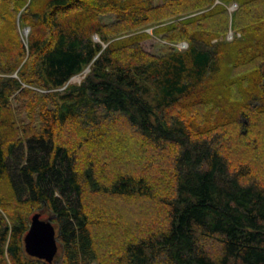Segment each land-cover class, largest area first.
<instances>
[{
  "label": "trees",
  "instance_id": "1",
  "mask_svg": "<svg viewBox=\"0 0 264 264\" xmlns=\"http://www.w3.org/2000/svg\"><path fill=\"white\" fill-rule=\"evenodd\" d=\"M218 1L0 0V264L38 210L53 264H264V0Z\"/></svg>",
  "mask_w": 264,
  "mask_h": 264
},
{
  "label": "rangeland",
  "instance_id": "2",
  "mask_svg": "<svg viewBox=\"0 0 264 264\" xmlns=\"http://www.w3.org/2000/svg\"><path fill=\"white\" fill-rule=\"evenodd\" d=\"M216 2H219V1L216 0ZM157 3H160V0H153V4H157ZM227 9H228L229 14L232 13L233 11H235L237 9L236 3L229 4L227 6ZM101 20L104 23H110V22H114L115 17L112 14H108V15L101 17ZM168 23L169 22H167L165 24H168ZM165 24H162V25H165ZM156 27L157 26L150 27L147 29H142V30L140 29L135 33H130V34L124 35L121 38H125V37L132 36L134 34H138V33H142V32H146V33L150 34V38L141 41L140 44L146 52L153 54V55H156V56H164L171 51L182 52V51L187 49L188 45L185 41H181V42H178L176 44H171V43H168L167 41H165L163 39L162 34H159V35L155 34L154 35L153 29H155ZM28 34H29V28L28 27L21 29V36L24 40V43H26V39H27ZM236 38H239V34L238 33L235 34L232 30L229 29V31L227 32V34L224 37V41L230 42ZM93 40L95 42L99 41V39L96 36L93 37ZM87 72H88V69H85L81 74H78V75L72 77L68 83L80 84L81 81L84 79L85 75L87 74ZM13 76H15V75H13ZM40 93H46V92L40 90ZM20 104L18 102H13L17 121L19 123L20 122L21 123H27L28 122L27 115H26L24 110L19 108ZM10 164L12 167L11 162H10ZM38 212L41 213V216L43 218H47V212L46 211L38 210ZM54 226H56V224H54ZM88 264H96V263L95 262H89Z\"/></svg>",
  "mask_w": 264,
  "mask_h": 264
},
{
  "label": "water",
  "instance_id": "3",
  "mask_svg": "<svg viewBox=\"0 0 264 264\" xmlns=\"http://www.w3.org/2000/svg\"><path fill=\"white\" fill-rule=\"evenodd\" d=\"M25 253L47 264H53L58 253L57 232L51 218L41 219L35 212L29 218V226L23 237Z\"/></svg>",
  "mask_w": 264,
  "mask_h": 264
},
{
  "label": "flooded vegetation",
  "instance_id": "4",
  "mask_svg": "<svg viewBox=\"0 0 264 264\" xmlns=\"http://www.w3.org/2000/svg\"><path fill=\"white\" fill-rule=\"evenodd\" d=\"M41 219H45V218H43V217L41 216Z\"/></svg>",
  "mask_w": 264,
  "mask_h": 264
}]
</instances>
